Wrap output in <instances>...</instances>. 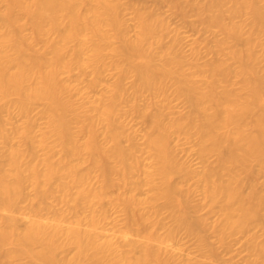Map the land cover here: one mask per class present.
Segmentation results:
<instances>
[{
    "label": "bare ground",
    "instance_id": "6f19581e",
    "mask_svg": "<svg viewBox=\"0 0 264 264\" xmlns=\"http://www.w3.org/2000/svg\"><path fill=\"white\" fill-rule=\"evenodd\" d=\"M0 264H264V0H0Z\"/></svg>",
    "mask_w": 264,
    "mask_h": 264
},
{
    "label": "rangeland",
    "instance_id": "374dc122",
    "mask_svg": "<svg viewBox=\"0 0 264 264\" xmlns=\"http://www.w3.org/2000/svg\"><path fill=\"white\" fill-rule=\"evenodd\" d=\"M184 30H185L188 34H192V32H193V31L191 30V27L188 26V25L184 27ZM116 191H117L116 188H112V189H111V192H112V193H116Z\"/></svg>",
    "mask_w": 264,
    "mask_h": 264
}]
</instances>
